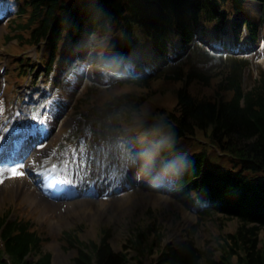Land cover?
Wrapping results in <instances>:
<instances>
[{
    "label": "trees",
    "instance_id": "16d2710c",
    "mask_svg": "<svg viewBox=\"0 0 264 264\" xmlns=\"http://www.w3.org/2000/svg\"><path fill=\"white\" fill-rule=\"evenodd\" d=\"M18 12H28L29 24L36 23V31L31 35L34 40L47 33V28L72 0H8ZM224 0H79L80 11L73 10L67 16L69 23L84 29L83 20L94 31L105 32L110 23L120 29L133 27L137 23L146 32H151L153 49L156 53L164 50L170 27H174L182 37L191 35L199 25V16L211 21L219 15V3ZM75 14H77L75 20ZM261 21L264 22V5ZM192 20V23H189ZM18 29L24 22H18ZM80 24V25H79ZM257 19L247 25L250 42L258 36ZM125 27V28H124ZM229 34L231 29H225ZM126 33L127 30L125 29ZM17 36L21 34H16ZM231 36V35H230ZM233 36V35H232ZM20 40V39H19ZM161 54V53H160ZM174 79V78H172ZM148 84V82H145ZM171 117L177 124L176 133L209 138V141L230 158L229 168L235 170L237 178L229 188L235 199L236 210L226 214V219L235 220L237 227L226 233L220 245L221 254L215 259L212 250L201 253L192 236H188L179 246L168 244L159 249L154 264H264V71L254 85L243 93L236 77L217 82L199 96L187 90H176V102ZM198 163L205 161L197 156ZM240 192L236 193V190ZM7 214H0V232L4 239V250L0 249V264H52L49 253L41 251L40 237L28 229L27 224L9 221ZM109 229L101 230L98 242L90 240L87 244L76 234L66 232L65 239L77 244L70 264H143L144 244L153 245L161 241L158 228L137 231L127 237L123 250L117 251L109 239ZM149 234L154 236L149 239ZM132 247L138 256L135 262L128 257L127 248ZM203 258V262H202ZM235 258V260L233 259Z\"/></svg>",
    "mask_w": 264,
    "mask_h": 264
},
{
    "label": "rangeland",
    "instance_id": "374dc122",
    "mask_svg": "<svg viewBox=\"0 0 264 264\" xmlns=\"http://www.w3.org/2000/svg\"><path fill=\"white\" fill-rule=\"evenodd\" d=\"M77 1V0H76ZM4 32V26L0 22V35ZM1 43V42H0ZM144 48L141 52L145 54L149 48V44L146 39L143 38ZM96 47L102 51L109 52V38L106 36L96 37ZM4 48V47H3ZM0 46V66L6 65L7 73L12 69H17L16 64L10 65L11 60L9 59L10 54ZM135 51V50H133ZM140 54V53H139ZM187 58L185 62H189L191 67H196L201 72L206 74L214 75V74H223L228 69L232 67L235 63V56L239 53L229 54L227 53L224 57L212 56L201 49L196 47L187 51ZM224 54V53H223ZM233 55V56H232ZM183 57V54H179L176 58L179 61ZM33 64L29 66H33L36 63V57L34 56ZM96 59V58H95ZM248 63L245 64L243 68L239 70L240 74L243 76L244 85L249 86L253 77L257 74V71L260 68H264V49L256 50L251 57L246 58ZM96 61H98L96 59ZM179 61L178 63H180ZM59 57H56L53 66L56 64L62 65ZM26 63L22 64V66H26ZM88 65V63H87ZM90 66V65H89ZM101 67V65L99 64ZM27 68V67H26ZM32 68V67H31ZM91 68L95 71L96 66L93 64ZM18 71L11 73L14 75ZM42 70L35 68L34 72H30L29 77L26 81L19 83L14 80L13 82V90L14 88H19L21 92L24 90H28L29 93L34 91H43L46 90L49 84L41 85L38 82H35L34 79L40 75ZM173 72V71H172ZM109 70H107L103 74V78H106L109 82ZM34 75V76H33ZM39 79V78H38ZM37 79V80H38ZM44 86V87H43ZM54 86V85H52ZM58 88L53 87L52 90ZM61 90V89H60ZM80 87L75 90V92L69 94L71 95L69 101H66V104L63 106L64 113L60 117V122L56 129L53 132V137L55 140H61L62 137H65V148H69V146H73L79 141L83 140L85 136H88L89 142H87V147L92 144V131L95 133L94 139L95 141L106 143L108 140H112V143L118 149L120 148V143H123L125 139L121 134H117V130H111L110 136L107 134V129L103 125H101V129H98V120L94 118H99L98 114L95 113L94 109L89 108L88 111L90 114L83 115L81 119L75 122V120L70 119L71 115H74L76 112L77 104H79V94ZM170 90V89H169ZM41 92H39L35 97H38ZM70 93V92H69ZM171 94L174 92L170 91L168 93L162 94L159 99H156L155 102L160 104L171 105L172 98ZM56 97V96H55ZM114 98L123 99L125 97L124 94L114 95ZM7 99V98H6ZM95 101V99H93ZM104 100L107 101L108 98L103 96V98L98 99L100 104L104 103ZM44 108L42 105L40 108L36 109V115L39 116V119H43L45 114L47 113L46 105L44 108V112L41 110ZM99 112V110H97ZM68 118L70 120H68ZM92 118V119H91ZM94 119V120H93ZM74 122V123H73ZM74 124V129L71 131V126ZM90 134V136H89ZM198 137H201V134H198ZM55 140H51L52 143H55ZM49 144L48 141L44 142L39 148L44 145ZM64 145H61V148ZM85 144L83 141L80 142L79 148L83 149ZM116 156V155H113ZM106 157V159H108ZM151 160V157H147ZM11 177H8L5 180L0 181V210H3L5 206L10 205L12 209V215L18 216L16 213L15 206L19 201H24L22 196L17 195L16 197H12L13 187L8 188L7 182ZM17 187L20 190H24L28 188L27 186L22 187V183L24 182L21 178H16ZM13 186V184H9V186ZM123 191V190H122ZM8 192L11 195H8ZM135 192H143V193H159L161 196V192H154L149 189L134 186L126 192H122V194H113L107 196L106 199L101 198H80L77 199V202H74L73 205L70 206H62L60 208L52 209V210H43L45 213H42L41 206H37L36 204L32 205L29 201H24L23 205L19 207L21 210L26 208L30 209L31 214H33V224L34 226L40 227L45 232V237L48 239L44 242L42 246V251H48L52 254V261L54 264H70L72 258L74 257L77 249L76 246L68 245L64 240H62L61 235L63 230H70L73 234H76L77 238L82 241L88 240H97L101 230L103 228H109L111 230V239L110 243L114 250H123V246L126 244L128 233H132L135 236L137 231H143L147 228L151 230L154 226L158 228L159 234L161 235V241L153 245L150 250V244H144V249H142L143 254L137 253L135 248L128 247L126 250L128 252V257L130 260L135 262V258L140 254V260L143 261V264H154L156 257L158 255V251L161 247L166 246L168 244H179L186 237L192 236L195 242V245L199 248L200 252L203 254L208 250H212L214 253V258L217 259L221 254L220 245L223 243V240L226 236V233L233 232L237 227V222L235 220L226 219L224 216H216L212 219H204L199 222L197 225L194 224L198 221L197 211L194 208H190L188 203L183 202L181 198L176 194H170V196L166 197L162 201L158 200V202L152 201L148 199L149 197L145 195L147 198H138V201L130 202L131 194ZM100 200H105L106 205L96 208L95 211H84L81 207L84 202H92L94 207L99 206ZM77 203V204H76ZM118 205H121L118 207ZM75 210V211H74ZM25 216V215H23ZM189 218L187 221L186 218ZM154 234H149V239H151ZM264 240V238H263ZM264 242V241H262ZM235 260V258H233ZM202 258V262H203Z\"/></svg>",
    "mask_w": 264,
    "mask_h": 264
},
{
    "label": "bare ground",
    "instance_id": "6f19581e",
    "mask_svg": "<svg viewBox=\"0 0 264 264\" xmlns=\"http://www.w3.org/2000/svg\"><path fill=\"white\" fill-rule=\"evenodd\" d=\"M26 122V120L22 121V126L19 128L21 133L23 134L25 131H24V123ZM25 135V134H24ZM47 154L49 153H45V157H44V152H42L41 154H37V153H32L31 157H30V162L28 165L31 166V171H30V174H35L36 172H40V173H43V171L45 170V166H46V159H47ZM34 161V163H33ZM60 164H63L65 162L64 159H61L60 158ZM50 163V162H48ZM37 165L40 167L37 168ZM24 181H27L28 180L26 178H24ZM29 192H26V198H29V201L31 204H36L37 202V206H41V209L42 211L43 210H52V209H56V208H60L61 206L60 205H64V204H57L53 201H50L48 199H46L45 197H42L35 189L34 190H31V189H28ZM37 193L36 196H34L32 193ZM14 193H20L18 189H15ZM145 195H147L152 201H155V202H158V200L162 201L163 199H166L165 196H161L157 193H143V192H135L133 194H131L130 196V202H135V201H138V198H147V197H144ZM105 203H107L105 200H100L99 203H97L99 206L97 207H94L95 205H93L92 202H84L83 206H81L84 211H95L96 208H99L101 206H104L106 205ZM74 202L71 201L69 203H65V206H70V205H73ZM77 204V203H76ZM75 206V205H73ZM121 205H118V207H120ZM75 211V210H74ZM186 220L188 221L189 218L187 217Z\"/></svg>",
    "mask_w": 264,
    "mask_h": 264
},
{
    "label": "snow or ice",
    "instance_id": "6c2138e0",
    "mask_svg": "<svg viewBox=\"0 0 264 264\" xmlns=\"http://www.w3.org/2000/svg\"><path fill=\"white\" fill-rule=\"evenodd\" d=\"M2 3L3 0H0V4ZM2 12L3 10L0 9V14H2ZM73 151L75 152V150ZM4 154H5V145L3 143V137H0V181H2L5 178V175L9 177H22L26 175V172L24 171L25 164L22 158L17 159V152L13 151L7 160H4ZM57 167H61V171L66 173L67 171L66 165L63 166L57 164L52 165L53 170H55ZM73 182L74 181L72 179H68L67 176H64L57 183L73 184Z\"/></svg>",
    "mask_w": 264,
    "mask_h": 264
}]
</instances>
